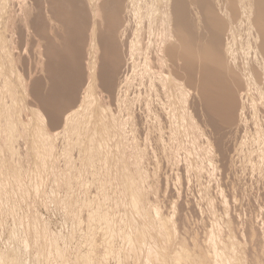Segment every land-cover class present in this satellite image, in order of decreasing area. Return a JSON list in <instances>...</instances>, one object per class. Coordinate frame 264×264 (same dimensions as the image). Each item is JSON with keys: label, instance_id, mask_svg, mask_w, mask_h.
Segmentation results:
<instances>
[{"label": "rangeland", "instance_id": "374dc122", "mask_svg": "<svg viewBox=\"0 0 264 264\" xmlns=\"http://www.w3.org/2000/svg\"><path fill=\"white\" fill-rule=\"evenodd\" d=\"M4 1L5 0H3L2 3L0 2L1 7ZM10 1L13 3L14 1H17L16 3H18V0H6L4 3L9 2L8 4H11L9 5L10 8L7 4H4V7L7 6L6 9L12 8L13 3H11ZM42 1L43 0H40V11L44 9V2L42 3ZM90 1L91 0H82V2L86 7H88V9H90L89 7L91 6ZM108 1L115 2L116 0ZM155 1L156 2H153L155 5L152 3L153 9H157L156 11H158V8H162L161 10H163L158 11L156 14V21L154 22L159 24L160 21H162V18L164 16L166 17V13L168 11L166 10L167 7H165V5H168L169 2L168 0H166L168 3L164 0ZM220 1L221 3L223 2V0H218V2ZM252 1L253 2H251V5H254L252 7L255 8L256 3L254 1L257 2V0ZM259 1L260 0H258V2ZM163 2H165V4ZM16 3H14L13 8H15L17 5H20L21 2L18 4ZM101 3L102 0H96V4L99 5ZM221 3H218L220 5L217 9L220 10V7L222 8L224 6L226 10L230 11L229 15V11L225 10L229 16H220V19L222 20L221 25L223 27V30H225V27L226 30L230 31V28L233 27V31L235 27H238L235 30L236 32H239H232V35L233 37L235 34L236 36H238L241 31L242 32L240 34L242 35L243 29L245 31V29L247 28V25L245 24V18L247 17V14L243 12L242 18L240 17L242 16V14H239L241 13L240 10L242 6H239L236 2H234L236 4L235 5L233 3V0H224V3L222 4L223 6H221ZM25 4H27V6L29 5L28 8L27 6L25 7ZM25 4H22V7H25L27 9L22 8L23 12L20 7L21 5L18 6L19 8L17 7L18 9H20V12L18 11V13H20L19 15H16L17 13H14L17 12V8L15 11L14 9H12L13 12L10 10L11 18L14 19L13 21L9 19V10L6 11L5 16V11L3 10L6 9H0L1 13H4L2 14L3 18H0V27L2 28V22L5 23V25L6 22L7 24L9 22L8 25L10 27L8 25L7 26L11 31L9 33L8 29V31H4L6 33L5 36L8 37L6 38L5 36L3 37V30H0V33L2 32V38H5L7 40L12 38L11 36H13L10 41L4 40L6 43L10 42L9 45H7L8 43L5 44L4 42V45L8 46L9 48L12 42L13 46L11 45V48L9 49H14V51H11V54L8 51L9 54L13 56L11 57L14 60V64L12 63L11 65H13V67H11L14 70H12L10 67L7 71V67L8 65H10V63L8 61H5L9 64L4 65L5 62L1 59L3 61V63H1L2 61L0 60V67L2 69H5L4 71L0 69V72H6L4 73L6 74L5 76L4 74H0V76L2 75L5 78V81H2L3 83L0 82L2 83L0 84V264H85L83 259L89 252L90 253L88 254V256L90 261L86 264H144L146 261L148 262V264H160L159 259L157 258H159V253L161 251L165 254L164 263L161 264H175L173 259L175 258V255L180 251H178V249L182 248L181 245L183 244V246L185 247L183 248L188 252L190 259L180 264H213L215 263V260V264H264V182L260 180L264 176V168L260 169V165L261 167H264V163L260 160V158H257V160L260 161H255V158L258 157V154H260V152L261 154L259 156H261V159L264 158L263 151H261L264 148V146L262 145L264 143L262 142L264 140V123L262 124V122H258L256 123V125L254 124L258 120H262L264 118V106L262 105V103L264 102V98H262L264 96V93H262L263 96H261L262 94H260V92H264V82H262V80H264V77L263 79H260L264 75V64L260 65L262 64L260 63L262 61L255 59V57L253 56L254 52H252L254 46L257 49H261L264 51V42L259 41H264V21H260V24H256L253 21L256 17L255 13L251 12L248 15V26L250 28V33H248V35L250 36L248 37L251 41L254 42H252L254 45L250 43V40L248 41L249 43L247 42L249 46L244 42L248 40V37H246L247 31L245 32L246 34L243 33V35H245L244 38H242L241 36L244 45L241 44V41L238 38L240 37V34L237 38L234 37L236 38V40L239 39V41L237 42L239 46H236L238 44L234 42L236 44V47L233 46V48H240L237 49L239 50V52L237 50L235 51V56L240 53L239 58L241 57L240 59H242L245 55V52L247 50H251V52H249V55H247L248 51L246 52V60L244 59L245 57L243 58L245 61L249 62L246 63L247 67L245 66L244 60L243 65L242 63H240L242 61L239 60L238 56L236 57V60L238 59L240 63L239 64L236 61L238 63V70H241V72L246 75L247 72H243L246 71L243 69L245 67L249 68V70L252 68L251 70L255 71L250 72L251 70H247L248 74L249 72L254 74L253 77H251L252 74L251 76L249 74L251 79L246 78L248 77V75H245L246 77H243L242 73H239L241 74L239 80L237 81L239 87H236L237 92H234L235 99L233 122L241 119V117L239 118L238 116L242 115V112L239 113L242 105L243 108L245 106V109L242 110V117L245 121H247L250 116L256 117L257 115L255 114H258L259 112L262 113L258 114V119L250 117L251 119H248L249 121L252 119H256V121L253 120L252 123L251 121H244V123L249 126L247 127L248 130L246 129V126L242 124V121V123H239L240 121H238V123L242 125L238 124L233 128L227 120L223 119L220 116L219 112H214V108L217 104L214 107L207 104V99H211V97L215 95V92L212 88L206 90L205 93L202 92L204 85L201 78H199L201 74L197 73L194 70L190 76H187L186 64L182 63L181 61H168L166 55L163 56L162 54L160 55V53L157 54V51L153 48L155 44L152 45V43H155V39L157 37L154 36L157 34V30L154 27L156 25L157 27H160L161 25L163 26V23L158 25L153 22V24L155 25L152 26L153 31L150 30L151 26L147 28V22L144 19L145 5L143 3V0L137 1V27L129 30L127 26H123L120 27L121 29L119 31L112 28H110V31L106 28H102V30L99 29L98 31L100 43L104 39H108L112 33H115L113 39L114 42L117 43L115 50L118 53L119 59L112 61L110 57L106 58L108 56V53L110 52L109 49H106L105 71L108 77L109 90L115 93H118L120 91L118 95L120 96V94H122L121 97H119L121 98L120 101L122 104L118 102V96L115 93H112L110 97L107 98L108 101L104 98L106 102H109H105L104 104L109 108L107 109L109 112L107 113V115H105L101 111V108L97 106L96 100H88L86 102V105L84 104L85 106L80 108L78 107V109L76 108V110L75 107L78 104L77 102L79 98V96H77V92V97L75 98L76 102H74V105L71 106L74 108L71 109L70 107V110L66 112L68 115H66V113L62 114V117H64H59L58 120L52 123L49 128L46 119H39L32 114L31 110L32 108H35V101L30 96H28L31 82L33 80L32 71L35 69L34 67L36 64L34 62L37 61L35 60L37 57L34 54L36 51L34 53L32 52L35 50L33 36L29 34L32 38L27 37V33L31 32V34L33 35L32 32L35 30V26L32 25L33 21H35L34 19L36 18L34 16L35 14L32 16L33 13H26V10L32 7V0H28V2L26 0ZM246 4L247 2L243 1L242 5L246 7ZM159 5L164 6L160 7ZM154 6L156 9L154 8ZM216 6L217 5L213 7ZM163 7L166 8L165 11ZM237 7L238 9L240 8V10H236ZM217 9L215 8L214 12H218L216 14L219 15V11ZM24 11L28 20H26L25 18ZM233 12H235L234 15ZM12 13L14 14V16L12 15ZM7 15L8 19L6 18ZM17 16H21L22 19L24 18V21ZM40 16L41 17L39 20L42 23L44 21L43 27L45 28V30L48 29L49 23L47 24L45 15L41 14ZM235 16L238 18L235 19ZM89 17H91L90 14ZM230 18L231 20L234 19L232 21L233 23L231 22ZM4 19L6 20V22L4 21ZM16 19L18 24L16 22ZM227 19L230 21H228ZM20 21L22 23H19ZM12 22L14 23L12 24ZM241 22H244V25ZM80 23L81 16L77 12L74 23L70 22L69 26L72 29L77 30ZM46 24L47 26H44ZM236 24H238V26H236ZM12 25L16 28H12ZM51 26L54 27L53 24ZM244 26L246 28H244ZM19 27H24V29H19ZM130 27L133 28V24ZM25 28L29 29L25 30ZM16 29L19 31H17ZM54 29L56 31V27ZM26 31L27 33H25ZM126 31H128L130 34L132 33V39H134V41H137V59L135 63L138 64H136V66L138 65L139 68V61H141L142 63V61L145 60L147 73L150 74L149 71H153L155 73V75H153L155 78L152 79V82L157 90H152L154 94L149 92V87H145V85L147 86L148 80L144 77L147 80L146 82V80L144 81V79L142 78L143 76H140V68L138 69L135 66V68L139 70L138 72H136L137 70H135V68L132 69V67H130L131 64L128 63L126 65V62L122 61V57L124 56L126 50ZM151 31L154 33H152ZM18 33L19 35L16 36ZM44 34H46V36L48 35L47 30ZM226 35L229 37L230 33H226ZM227 36L226 38H228ZM23 37L24 39L27 38L30 41L27 40L26 42ZM234 38L233 40H235ZM24 41L26 42V45H24ZM220 41L223 42V38H220ZM28 43L29 45H27ZM142 43L148 46H146V48L148 49H146L147 51L145 50L146 52H144V49L140 47ZM240 44L242 46H240ZM85 45H87V43H85ZM100 46L101 44H97L93 50L94 60L97 64H100L101 58L104 55ZM245 46L251 47L245 50ZM22 47L26 49V56L24 55L25 52ZM5 49H7V47ZM243 49L245 52L243 51ZM85 50L87 49L84 46L82 48V54H79V57L82 55L81 58L84 66L87 65V57L84 56L86 55V53L84 52ZM20 51H22L23 53H19ZM32 53L33 55H31ZM250 55L251 57H253L252 59L249 58ZM27 56L29 57V62ZM15 58L16 60L17 58H19L18 62L15 60ZM247 58H249L250 61L247 60ZM155 59H157V61H155ZM256 60L259 61V65L260 67H262L259 68L262 70L263 74L262 72L260 73V71H258L259 68L256 67L258 66V62ZM254 62H256L257 65L254 64ZM196 63L198 64V69L202 70V61L199 59ZM250 63L252 64V67H250ZM18 65H20L21 68ZM231 65L232 64H228V67H230ZM4 66H6V68ZM125 66L128 69H126V71H129V74L130 71L131 73L133 70L135 71V73L133 71L131 76L128 73V75L125 74L127 75V78L131 79L132 77L133 79L134 75L136 76V73H138L142 78L141 80H143L144 83L146 82L144 85H142L143 81L139 82V79H137L139 77L138 75L136 78L134 77V80L136 79V81H138H134L135 84L131 79L136 88H138V85H140L141 87H145L140 89V91L142 92L137 90L140 94L137 93V91L135 90L136 88L131 82L127 84L128 86L126 84L121 85L123 87L120 86L121 90L125 92L121 91L120 89L117 90L116 79H121L120 71ZM241 66H243V68L239 69V67ZM129 67L131 68V70H129ZM84 69V74L85 76H87L86 67ZM170 69H174L176 71L175 74H172V71L170 72ZM10 70L14 72L15 70L18 71V73L24 79L22 80L23 86L28 85L27 92L23 93L24 91H21L22 89H20L21 85L16 84L15 77L17 75V72H15V75L14 72L12 74ZM27 71L31 75H28ZM10 73L12 75V78H10V76L8 78V75H10ZM4 78L2 77V79ZM2 79H0V81ZM130 79L128 80L130 81ZM245 79H247V81ZM248 79L252 81V84L248 81ZM255 79L257 80L255 81ZM260 80L263 85H260ZM83 81L86 82L87 80L83 79ZM255 83L258 84V86ZM3 84H6L7 87ZM130 84H132L133 86L131 85V87ZM254 84L256 87L251 86V91L250 85ZM259 86H262V88H260ZM133 87L135 89H133ZM257 87L262 89L259 90L258 93L260 99L259 97L257 99H254L258 96ZM254 88L256 91L254 90ZM12 90L14 93L12 92ZM132 90H135L133 92L135 94L132 93ZM238 90H240L239 95ZM145 92L147 93V95L149 93V97ZM156 92L158 94L160 92L161 95L158 96ZM141 93L145 95V99L143 100L146 102L149 101V103L147 102L142 104L144 101L140 99V102L138 101L140 104L137 102L138 105L141 106L142 104L143 106L147 104V106L145 105L146 108L144 106L142 108L141 106L143 110H140L141 108L139 106L140 109L137 110L138 105L135 101L139 100L138 98H140L141 96L138 95H141ZM253 94L256 95V97L253 96ZM135 95L136 97L138 96L137 100H135ZM133 96L135 99L133 98ZM164 97L168 98L170 104L168 102H165L167 101V99L165 100ZM129 98L133 99L131 100L132 102H130ZM251 98H253L254 101L257 100L256 103L253 101L251 103ZM111 99L114 101H112ZM115 99L117 102L115 101ZM155 99H157L159 102ZM243 99H246L245 102ZM258 99L259 101L261 100V102H259ZM30 100H32L34 104ZM114 102H116V105L114 104ZM164 102L165 105H162L164 104ZM17 103L18 105H15ZM117 103H120V107L122 109L119 107V105H117ZM129 103H134L135 107L133 106V108V104L129 105ZM150 103H152L151 106L154 105V110L152 109V107H149ZM156 104H160L159 106L161 107L157 106ZM17 106H22V109L17 108ZM117 106V110H119L122 114L120 112V114H118V111L115 108ZM155 106L157 107V110L155 109ZM164 106H167V108H165ZM257 106H259L258 113L257 111H254L256 110V108H258ZM147 107L152 112H150L149 110L148 112ZM160 108L162 111L166 110V113H161L160 111L158 113L157 111ZM168 108L172 110L169 111ZM226 108L227 106L223 105L218 106L216 110L222 111L223 109H225L226 111ZM71 110H73L74 112L72 111L71 113ZM237 110L239 114L236 112ZM142 111H145L146 114L148 112V114L142 117ZM202 111H204L206 117L202 116ZM134 112H139L141 114L138 115L136 113L135 115ZM153 112H157V115L154 113V117L155 115L157 117H155L156 119H158L161 114L165 115L166 118L167 116L170 119L172 117L173 123L171 124V120L168 118L167 119L170 121H166L165 118L163 119V115L162 117H160V119L162 118L163 121H160V119H155L156 121L153 120L154 117L152 116L153 114H151ZM168 112H170V115ZM249 112L250 114H248ZM252 112H254L255 114L253 115ZM149 115H151L153 119H147L146 116L151 118ZM260 115L262 116V118ZM138 118H140V121L138 120ZM143 118L144 120L146 119L147 122L144 121ZM150 120H152L154 124H156L157 121H160L159 125H152H154L155 127L161 126L160 128L162 130V133H160L161 130L158 127L157 130V128H154L152 126L154 132L152 128L150 129L153 134L156 131L158 132L154 135L155 137L152 136L153 134L148 131V129L145 128L147 131L144 129V127H147L148 125L151 126V122L148 123ZM115 122L117 123L114 124ZM135 122L137 124L140 122V124H138V129L137 126L134 127L133 125V123ZM164 122L165 124L168 123V126L165 124L163 125ZM146 123H148V125ZM160 123L163 125V127L162 125H160ZM141 124L144 127L140 126ZM251 124H253L254 127L252 126L251 128ZM259 124L260 129H263L260 132H258L259 128L257 130L255 128L258 127ZM243 125L245 128L242 127ZM197 126H199L200 133L202 135L197 132L199 130L197 129ZM131 127L133 128V130L134 128L137 130L144 129L147 133L150 132V139L147 138L148 135L146 137V139H148L149 141L144 138L146 133L145 131H142V133L140 130L137 131L138 133H135L136 131L134 130L133 133ZM237 127L238 130L236 129ZM231 128L233 129L231 130ZM241 128L243 129V132ZM203 129L206 130L203 131ZM244 129L246 130L245 132H247V134L244 133ZM249 130L253 132L251 133V135L255 134L256 132L259 135L262 132L260 135H263V137H260L257 134H255L256 136H251ZM235 132L237 133V135L239 134L238 136H240L241 139L249 134L250 136L248 135L249 137L247 136V138L245 139L248 140V138H251V140H253H248L249 144L251 142L250 146L246 142L247 140H244L247 143L245 144L242 139L245 144L244 145L241 139L238 138L236 134H234ZM242 133H244V136L241 137ZM157 134L160 135H158L159 137H161H158L160 140L156 138ZM233 134L234 137H232ZM227 135L230 136L228 137ZM153 137L156 138L158 142ZM252 137H255L256 140L254 141ZM257 137H260L263 140H261L260 138L258 140ZM138 138L140 140H138ZM142 138H144L143 143L141 141ZM225 138L226 142L224 141ZM235 139H238L237 143H239L240 141V143L243 144L244 147L246 146L245 148H247V150L243 149L244 147L240 145V153L238 151L239 146H237V149L236 146H233L237 145ZM201 140L204 144L201 142ZM227 140L229 142H227ZM136 141L141 146H138L139 144ZM145 141L151 142V144L147 145L148 143ZM222 141H224V143ZM232 141H234L235 144L232 145ZM259 142L262 143V146H260ZM144 143L146 144V148H148V146L149 148H152L154 146L152 148L153 152L154 149L156 151L157 147V151L153 153L150 149V154V151L148 149H146L147 151L145 150V145H143ZM254 144L256 145L254 146ZM142 145L144 147L143 150L141 148ZM251 146H257V148L253 149ZM233 147L236 150L231 149ZM258 147L262 148L259 150ZM248 148H252L257 153V156L256 154L254 155L255 152H253V150L251 151ZM241 149L243 150L244 155L247 154V156L245 155L247 158L244 157ZM232 151H234V153L236 154L234 156H236L237 158L238 154H242L239 156L238 161L234 156H231L233 154ZM249 151L251 152V156L254 157L255 164L261 162V164H258L257 166H259L260 172L262 174H260L259 171L255 170V172L254 170H252L257 166L255 165V167L251 161V157L249 158ZM144 153H147V156L144 155ZM155 153H158V156ZM150 155H152V157ZM153 157L157 158L155 159ZM241 157H243V160L245 159L246 162L250 159V162L246 163L244 161V163H242ZM149 158L151 160L153 159L152 163L154 165L152 164L151 166V163L149 162L151 160ZM147 162L150 166L147 164ZM237 162H240L242 165L244 164L246 168L243 170H239L238 168L237 171V169L235 168L237 166ZM250 163L251 165L253 164L252 166L250 165L252 169L251 167H249ZM240 165L238 164L237 167H240ZM245 166L241 167L244 168ZM150 170L152 171V173ZM252 172L254 173L253 175ZM258 172L262 177L257 176ZM252 177L254 178V180H257L255 181L256 183L254 182V180H252ZM255 177L257 179H255ZM262 179L264 180V177ZM258 181L259 183H257ZM129 182L132 186L129 187L131 191L127 192L125 188L128 187V185L130 184ZM130 195L134 196V198L138 200H136L137 204L135 208L131 207L132 204L130 201ZM133 211H135V214L133 213ZM130 213L135 216L132 217ZM140 214L143 215L140 216ZM130 217H132V220ZM140 217L142 218L140 219ZM133 218L136 219V221L138 222L137 224H135L136 221H134ZM138 220H140V222ZM163 221L165 222L166 229L162 226ZM146 224L150 228L146 226ZM134 225L136 226L135 229H133ZM139 225L142 228L138 227ZM161 228L162 230L164 229V231L161 230V232ZM150 230L154 232H151L153 233L152 235L151 233H148V231L150 232ZM165 231L167 234H169L168 236H170V238L166 237V233H164ZM133 232H135L136 235L135 233L133 234ZM137 232L138 234H140L141 232V235L144 232H146L144 233L145 235L147 233L148 234L145 237V235H138ZM88 233H90L89 235H91V238L93 239L92 243H90V241L87 242V237H90ZM132 235L138 237L140 241H137L138 238L136 239ZM153 237L156 239H154ZM148 238H150L149 240H152L151 242L148 240L150 243L154 244L155 242V247L153 244H150L147 241ZM154 240L158 241V244ZM146 241L148 242L147 244ZM177 241H181L183 244H181L180 242L177 243V245L179 244L177 246L175 245ZM134 243L136 244V246ZM138 244L141 245L140 249L143 246L146 247V251L144 247L139 250L141 252L142 250H144L142 253L147 254L143 255L144 257L147 256L149 258L148 254L151 255L149 261L145 258V260H143V257L140 256L142 255L141 252L139 255V251H137L138 249L136 250V248H139L137 247ZM148 244H150L149 247H147ZM150 246L151 248H156V251L154 252V248L151 249ZM164 246L167 248H165ZM174 247L175 249L173 250ZM132 249L134 251H131ZM150 249L153 254H151ZM148 250L149 253L147 252ZM202 254H207V257L209 255L212 256L214 259L209 256L210 260L212 258V260L214 261L211 260L212 262H209L208 260V263L205 262V260L201 257ZM154 255L157 256V258ZM235 255L237 257H235ZM232 256L234 260H232ZM131 258H133V260ZM236 258H238L239 261L236 260ZM156 259L159 263L156 261ZM140 260H142V262L144 263H140Z\"/></svg>", "mask_w": 264, "mask_h": 264}, {"label": "bare ground", "instance_id": "6f19581e", "mask_svg": "<svg viewBox=\"0 0 264 264\" xmlns=\"http://www.w3.org/2000/svg\"><path fill=\"white\" fill-rule=\"evenodd\" d=\"M3 1V0H2ZM2 1L0 0V2L2 3ZM6 1V0H5ZM4 1V2H5ZM9 1V0H8ZM12 1H14V0H12ZM29 1H31V0H29ZM137 1H139V0H116L115 2H109L108 0L107 1H105V0H102V3L101 4H96V0H91L90 1V9H88V7H86L85 6V4L82 2V0H43L42 1V3L44 2V9L42 10V11H40V0H32V7L30 8V9H28V10H26L27 12V14L28 13H33L32 14V16L34 15L35 16V18L36 19H34L35 21H33V25L32 26H35V30L32 32L33 33V35L31 34V32L30 31H28V32H30V33H27V31L25 32V33H27L28 34V36L27 37H30V38H32L31 36H33V39H34V42L33 43H35V45H34V47H35V50L34 51H32L35 55H36V59L35 60H37L36 62H34V63H36L35 64V69L32 71V76H33V80H32V82H31V86H30V91H29V94H28V96H30L34 101H35V108H32V114L33 115H35L37 118H39V119H41V118H43V119H46L47 120V122H48V127L50 128V126L52 125V123H54V122H56L57 120H58V118L59 117H62V114H65L66 112H68V110H70L69 108L71 107V106H73L74 104V102H76L75 101V98L77 97V96H79V98H78V104L76 105V107H75V109L77 108L78 109V107L80 108V107H83V106H85L86 105V102L88 101V100H91V101H94V100H96L97 101V106H99L100 108H101V111L105 114V115H107V113H109L108 112V110L107 109H109L107 106H105L104 104H105V102H106V100L105 99H107L108 97H110V95L112 94V93H115V92H113V91H111V90H109V88H108V77H107V74H106V71H105V63H106V58H108V57H110V59L112 60V61H115V60H118L119 59V57H118V53H117V51L115 50V47H116V45H117V43L116 42H114V39H113V36H114V34L115 33H112L111 35H110V37L108 38V39H104L101 43H100V41H99V37H98V31H99V29L100 30H102V28H106V29H108L109 31H110V28H112V29H114V30H120L121 28L120 27H123V26H127L128 27V29L129 30H132V29H134V27H137V22H138V18H137V22H136V17H137V13H138V8H137ZM140 1H142V0H140ZM165 2H167L166 0H164ZM243 1L244 2H247V6L245 7V6H243V5H245V4H243L242 5V3H243ZM261 1V0H260ZM258 2V0H257V2L256 1H254L255 3H252V4H255L256 6H255V8L254 7H252V6H254V5H251V2H253L252 0H247V1H245V0H233V3L234 2H236L237 3V5H241L242 7H241V10H240V8L238 9V7L236 8V10L238 9V10H240L241 11V13H239L240 15L242 14V16H240L241 18L243 17V12H245L246 14H247V17L245 18V21H246V27L244 26V28H246L245 29V31H244V29H243V33L244 34H246L245 32L247 31V36L246 37H248V36H250V35H248V33H250V28H249V22H248V15L251 13V12H254L255 13V15H256V17H255V19L253 20L256 24H260V21H264V0H262L261 2ZM3 2V4H2V7L0 6V9L1 10H3L4 8L6 9L7 8V6L6 7H4L3 5L4 4H7L8 6L9 5H11V4H8V3H4ZM11 2V1H10ZM17 2V1H16ZM15 1H14V3H16ZM22 3V4H25V2H26V0H18V3ZM27 2H28V0H27ZM153 2H156L155 0L154 1H152V0H143V3H144V5H145V14H144V19L146 20V22H147V28H149L150 26H151V28H150V30H152V26L154 25L153 24V22L154 21H156L155 19H156V14H157V12L158 11H163V10H161L160 8H158V11H156L157 9L155 8V6H154V8L156 9V10H154L153 9ZM165 2H163L164 4H165ZM169 2V3H168ZM168 5H165V7H167V9L165 8V7H163L164 8V11H165V9L168 11L167 13H166V17L164 18V21H163V18H162V21H160V23L158 24V23H156V22H154L155 24H158V25H160V24H162L163 23V26L161 25L160 27L158 26L157 27V25L154 27L156 30H157V34L156 35H154L155 37H156V41H155V43H152V45L153 44H155L154 46H153V48H154V50H156L157 51V54L158 53H160V55L162 54L163 56L164 55H166L167 56V58H168V61H172V62H177V61H181L182 63H184V64H186V75L187 76H190L191 75V73L195 70L197 73H199V74H201L200 76H199V78H201V80L203 81V85H204V87H203V89H202V92L203 93H205L206 92V90H209L210 88H212L213 90H214V92H215V95H213L212 97H211V99H207V104L208 105H211L212 107H214L216 104V107L214 108V112H219L220 113V116L223 118V119H225V120H227L228 122H229V124H231V126L234 128L235 127V125H238L239 123H242V124H244L245 126H246V129L248 130V128L247 127H249L248 125H246L245 123H244V118L242 117L243 116V111L242 110H244L245 109V106H244V108L241 106V108H240V110H239V113H241L242 112V115L240 116H238L239 118L241 117V119H238V121H240L239 123H238V121H234L233 122V115H234V92H237L236 90V87H239L238 86V80H239V77L241 76V74H239L240 72H241V70L239 71L238 70V63H239V61H238V59L236 60V57L238 56V58H239V54L237 55V56H235V51L237 50V49H240L239 47L236 49V48H233V46H235L236 44L235 43H237L238 41H239V39H240V41H241V44L242 45H244V43H243V41H242V38H244V36L245 35H243V33H242V35L240 34L242 31H241V29H240V37H238L239 36V34H238V36H236V34L234 35V37H238L239 39L238 40H236V38H234L233 37V35H232V32H236V28H238V27H235L234 29H233V31H232V28H230V31H228V30H226V28L224 27V29L225 30H223V27H222V25H221V19H220V16H222V17H225L226 15H228L227 14V12L226 11H229V10H226V8H224V6L222 5L223 3H224V0H223V2L221 3V1L220 2H218V0L216 1V0H171V1H169L168 0ZM11 3H13V2H11ZM14 3H13V5H14ZM18 3H16V4H18ZM20 3V5H17L15 8H13V5H12V8L11 9H6V10H3V11H5V14L4 13H1V10H0V18H3V16H2V14H4L5 16H6V11L7 10H9V15L11 14V12H10V10L12 11V9H14V11L16 10V8L18 7V6H20L21 7V9L22 8H25L26 6H27V4H25V7H22V4ZM89 3V2H88ZM142 3V2H141ZM153 3V4H152ZM166 3V4H167ZM218 3H221V6H223L222 8L220 7V10L219 9H217L218 8V6L220 5V4H218ZM232 3V4H233ZM29 4V3H28ZM31 4V3H30ZM235 4V3H234ZM1 5V4H0ZM155 5V4H154ZM215 5H217L216 7H213V6H215ZM236 5V4H235ZM24 6V5H23ZM29 6V5H28ZM28 6H27V8H28ZM31 6V5H30ZM46 6V7H45ZM160 7H162V6H164V5H159ZM59 7V8H58ZM259 7H260V9H259ZM9 8H10V6H9ZM19 8V7H18ZM17 8V9H18ZM27 8H25V9H27ZM215 8L219 11V15L218 14H216V13H218V12H214V10H215ZM24 9V10H25ZM20 9H18L17 10V12H14V13H17L16 15H19L20 13H18V11H19ZM30 10V11H29ZM226 10V11H225ZM243 10V11H242ZM232 11H234V10H232ZM261 11V12H260ZM13 12V11H12ZM20 12V11H19ZM22 12H23V9H22ZM79 13V15L81 16V23L79 24V26H78V29L77 30H74V29H72L69 25H70V22L71 23H74V21H75V18H76V13ZM238 12V11H237ZM21 14H23V13H21ZM41 14H43V15H45V19H46V21H47V24L49 23V28L48 29H46L47 30V33H48V35L46 36V34H44L45 33V28L43 27V23H44V21H43V23L39 20L40 19V15ZM89 14H90V16L91 17H89ZM235 14V12H233V15ZM12 15L14 16V14L12 13ZM24 15H25V18H26V20H28V18H27V16H26V14H25V11H24ZM30 15V14H29ZM28 15V16H29ZM229 15H230V11H229ZM228 15V16H229ZM12 16V17H13ZM168 16V17H167ZM237 16V15H236ZM235 16V19L236 18H238L239 17V15H238V17H236ZM18 18H20V19H22L21 18V16H17ZM23 17V16H22ZM158 17V16H157ZM227 17V16H226ZM231 17V16H230ZM5 18V17H4ZM7 19H8V15H7V17H6ZM14 18V17H13ZM16 18V17H15ZM9 19L10 20H14V19H12L11 18V15H10V17H9ZM20 19H18V20H20ZM32 19V18H31ZM228 19H229V17H228ZM227 19V20H228ZM233 19V18H232ZM244 19V18H243ZM23 21H24V18L22 19ZM29 20H30V17H29ZM230 20H231V18H230ZM230 20H228V21H230ZM234 20V19H233ZM233 20H231V22L233 21ZM4 21L6 22V20L4 19ZM8 21V20H7ZM228 21H227V23H228ZM236 21V20H235ZM244 21V22H245ZM2 22V21H1ZM11 22V21H10ZM16 22H17V19H16ZM244 22H241V23H243V25H244ZM14 22H12V24H13ZM19 23H22L21 21L19 22ZM25 23H27V22H25ZM31 23V22H30ZM35 23V24H34ZM233 23V22H232ZM240 23V24H241ZM3 24H4V26H3ZM8 24H9V22H8ZM7 24V22H6V25H5V23H3L2 22V28L0 29L1 31L3 30V32L5 31H8V33L9 32H11L10 31V28H8V25ZM17 24H18V22H17ZM16 24V25H17ZM23 24H24V22H23ZM22 24V25H23ZM29 24V23H28ZM47 24L46 25H44V26H47ZM54 25V27L53 26H51V25ZM133 24V28L132 27H130L131 25ZM8 25V26H7ZM10 25H11V23H10ZM19 25H21V24H19ZM25 25V24H24ZM23 25V26H24ZM108 25V26H107ZM234 25V24H233ZM243 25H242V27H243ZM1 26V25H0ZM29 26H31V25H29ZM100 26V27H99ZM107 26V27H106ZM235 26V25H234ZM236 26H238V24H236ZM239 26H241V25H239ZM10 27V26H9ZM25 27H26V25H25ZM28 27V26H27ZM56 27V31H55V28ZM221 27H222V31H221ZM12 28H16V27H13V25H12ZM20 28H23L24 29V27H19V29ZM158 28H160V29H158ZM8 29V30H7ZM26 29H29V28H25V30ZM33 29V28H32ZM17 30V29H16ZM24 30V31H25ZM45 30V31H44ZM235 30V31H234ZM238 30V29H237ZM17 31H19V30H17ZM21 31V30H20ZM153 31V30H152ZM151 31V32H152ZM155 31V30H154ZM3 33L4 35H3V37L5 36V34L6 33ZM156 32V31H155ZM222 32V33H221ZM237 32H239V31H237ZM236 32V33H237ZM2 33V32H1ZM0 33V60L2 59L4 62L6 61H8L9 63H10V65H8L9 63H4V65L5 64H7L8 65V67H7V71H8V69L12 66L13 67V65H11L12 63L14 64V60L12 59V55H10L12 52V50L14 51V49H9V48H11V45H12V42H11V45L9 46V48H8V46H6V45H4V40H6L5 38L3 39L2 38V34ZM8 33H7V35H8ZM13 33V32H12ZM149 33H150V31H149ZM152 33H154V32H152ZM183 33H184V37H183ZM226 33H230V35H229V37L226 35ZM22 34V33H21ZM26 34V35H27ZM31 36H30V35ZM221 34H223V35H221ZM12 35H14V34H12ZM19 35V33L16 35V36H18ZM25 35V36H26ZM223 36V37H221V36ZM24 36V37H25ZM153 36V37H154ZM226 36L228 37V38H226ZM241 36H242V38H241ZM6 37V36H5ZM12 38H13V36H11ZM24 37H23V39H24ZM154 37V38H155ZM6 38H8V37H6ZM10 38V37H9ZM12 38H10V39H7L8 41H10ZM154 38H153V40H154ZM220 38L222 39L223 38V42L222 41H220ZM233 38L235 39V40H233ZM230 39V40H229ZM252 39V38H251ZM6 40V41H7ZM16 40V39H15ZM24 40H26V42H27V40L28 41H30L29 39H27V38H25ZM32 40V39H31ZM245 40H246V38H245ZM250 40V38L248 37V40H246V41H244L245 43H246V45H248L249 46V41ZM253 40V39H252ZM255 40V39H254ZM22 41V40H21ZM87 41V42H86ZM259 41H262V42H264L263 40H259ZM18 42V41H17ZM25 42V41H24ZM26 42H25V44L24 45H26ZM137 41H134V39H132V33L130 34L128 31H126V33H125V43H126V50H125V53H124V56L122 57V61H125L126 62V65L129 63V64H131V66L130 67H132V69L133 68H135V66H136V64H138V63H135L136 62V49H137V47H138V45H137V43H136ZM154 42V41H153ZM221 42H222V44H221ZM235 42V43H234ZM248 42V43H247ZM253 41H251L250 40V43H252ZM257 42H258V40H257ZM8 43V44H7ZM5 42V44H7V45H9V43L10 42ZM85 43H87V45H85ZM233 43H234V45H233ZM240 43V42H239ZM254 43V42H253ZM252 43V44H253ZM14 44H15V42H14ZM17 44V43H16ZM20 44V43H19ZM83 44V45H82ZM97 44H101V50H102V52L104 53V55L102 56V58H101V61H100V64H97L96 62H95V60H94V56H93V50H94V48H95V46L97 45ZM238 44V43H237ZM240 44V46H242ZM27 45H29V43L27 44ZM145 45V46H144ZM251 45V44H250ZM254 45V44H253ZM252 45V46H253ZM13 46V45H12ZM23 46V45H22ZM33 46V45H32ZM86 47V49L87 50H85L84 52L86 53V55H84V56H86L87 57V65L86 66H84L83 64L84 63H82V58H81V56L79 57V54H82V48L83 47ZM146 44H144V43H142L141 44V46L140 47H142L143 49H144V52H146L148 49L146 48ZM236 46H239V44L238 45H236ZM235 46V47H236ZM7 47V49H9V50H7V49H5ZM19 47V46H18ZM24 47V46H23ZM22 47V48H23ZM30 47V46H29ZM148 47V46H147ZM244 47V46H243ZM246 47V46H245ZM251 47V46H250ZM250 47H246V49L245 50H247V48L249 49ZM20 48V47H19ZM25 48H26V46H25ZM150 48V47H149ZM32 49V48H31ZM85 49V48H84ZM106 49H109L110 50V52L108 53V56L105 58V53H106ZM147 49V50H146ZM253 49V48H252ZM23 50H24V52H25V50L26 49H24L23 48ZM29 50V49H28ZM27 50V51H28ZM146 50V51H145ZM10 52V54H9V52ZM156 51H155V54H156ZM238 52H239V50H237ZM241 51H242V47H241ZM240 51V52H241ZM243 51H244V49H243ZM248 51V52H247ZM246 52L248 53L247 55H249V52H251V50H247ZM17 52V51H16ZM15 52V53H16ZM22 51H20L19 53H21ZM30 52V51H29ZM245 52V51H244ZM243 52V53H244ZM246 52H245V55H246ZM252 52H254V57H255V59H257V60H260V61H262V62H260V63H262V64H260V65H263L264 64V51L263 50H259V49H257L255 46H254V49L252 50ZM23 53V52H22ZM21 53V54H22ZM33 53L31 54V55H33ZM84 53V54H85ZM243 53H242V55H243ZM29 54V53H28ZM17 55H19V54H17ZM24 55L26 56V52L24 53ZM34 55V56H35ZM245 55H244V57H245ZM12 56V57H11ZM21 56H23V55H21ZM29 56V55H28ZM27 56V58H28V62H29V57ZM162 56V57H163ZM33 57V56H32ZM243 57V58H244ZM249 57V56H248ZM24 58V57H23ZM241 58V57H240ZM239 58V60H241L242 62H240V63H244L245 62V66H246V63H249V62H247V61H245L246 60V57L243 59H240ZM250 59H252L253 57H251V55H250V57H249ZM249 58H247V60H249ZM18 59L19 58H17V60H16V58H15V60L18 62ZM33 59V58H32ZM32 59H31V61H32ZM201 60L202 61V70H199L198 69V64L196 63L198 60ZM254 59V60H255ZM1 60V61H2ZM22 60V59H21ZM243 60H244V62H243ZM254 60H251V61H254ZM256 60V61H257ZM0 61V62H1ZM3 61L1 62V63H3ZM15 61V62H16ZM155 61H157V59H155ZM238 63H237V62ZM250 61V60H249ZM20 62V61H19ZM131 62V63H130ZM138 62V61H137ZM258 62V66H256L257 64H256V62H254V64H256V65H254V66H256V67H260V65H259V61H257ZM23 63V62H22ZM139 63H140V65H139V68H140V76L144 79V81L147 79L148 80V82H147V80H146V82H147V86L145 85V87H149L150 88V93H153L154 94V92L152 91V90H154L155 89V91L157 90L155 87H154V85H153V82H152V79L153 78H155L153 75H155V73L153 72V71H149L150 72V74H148L147 73V70H146V61L145 60H143L142 61V63H141V61H139ZM236 63H237V65H236ZM239 63V64H240ZM15 64H17V63H15ZM20 64V63H19ZM228 64H232L230 67H228ZM241 64V65H242ZM24 65V64H23ZM23 65H21V66H23ZM28 65H29V63H28ZM27 65V66H28ZM32 65H34V64H32ZM244 65V64H243ZM248 65V64H247ZM250 67H252V64L250 63ZM1 66H2V64H1ZM19 67H20V65H18ZM17 66V67H18ZM244 66V67H245ZM264 66V65H263ZM5 68H6V66H4ZM12 67H11V69H12ZM86 67V70H87V76H85V68ZM129 67V68H130ZM137 68H138V65L136 66ZM247 67V66H246ZM243 68V66H241V67H239V69L241 68H243L244 70H246V71H243V72H247V75H248V77H246L247 75L246 74H244V73H242V75H243V77H246V78H249V79H251V77H253L254 76V74H252V73H250V72H254L253 70H249V68ZM256 67H254V68H256ZM21 68V67H20ZM24 68H25V66H24ZM137 68H135V70H137ZM138 68V69H139ZM257 68V69H258ZM260 68H262V67H260ZM259 68V70L258 71H260V73L262 72V70ZM264 68V67H263ZM0 69L2 70V71H4L5 69L3 68H1L0 67ZM27 69H28V67H27ZM126 66L125 67H123V69H121V71H120V77H121V79H116L117 80V85L116 84H114V85H116V87H117V90L118 89H120L121 90V87H123V86H121V85H127L129 82H131L132 84H133V82L135 81V82H138V81H136V79L134 80V77L136 78L137 77V75L139 76V74L138 73H136L137 75L135 76L134 75V77H133V79H132V77H131V79H132V81H131V79L130 78H127V75L129 74V71L127 72L126 71ZM12 70H14V69H12ZM12 70H10L11 71V73L13 74V72L14 71H12ZM17 70V69H16ZM15 70V72H17V75H16V73L14 72V74L16 75V84L18 85H21L20 86V89H22L21 91H24L23 93H25V92H27V87H28V85L26 86L25 84V86H23V81L22 80H24L22 77H21V75L18 73V71H16ZM21 70V69H20ZM128 70V69H127ZM129 70H131V68L129 69ZM247 70H249L250 72H249V74H250V76H251V74H252V76L250 77L249 76V74H248V71ZM264 70V69H263ZM9 71V72H10ZM31 71V70H30ZM134 71V70H133ZM133 71H132V73H133ZM139 70H137L136 72H138ZM172 71V74H175V70L174 69H170V72ZM8 72V73H9ZM21 72V71H20ZM23 72V71H22ZM28 72V71H27ZM126 72V73H125ZM264 72V71H263ZM263 72H262V74H263ZM4 73H6V72H4ZM4 73H2V72H0V74H4ZM11 73H10V75H8V78H9V76H10V78H12L11 76ZM128 73V74H127ZM132 73H131V71H130V76L132 75ZM134 73H135V71H134ZM28 75L30 74L29 72L27 73ZM125 74H127V75H125ZM259 74V73H258ZM6 74H4V76H5ZM15 75H13V76H15ZM26 75V74H25ZM31 75V74H30ZM246 75V76H245ZM4 76H0V79H2V77L4 78ZM85 76V77H84ZM124 76V77H123ZM139 76V77H140ZM257 76V75H256ZM262 76V75H261ZM29 77V76H28ZM137 78V79H139V82H142L143 80H141L142 78L140 77V78ZM146 79H145V78ZM263 77H264V75L262 76V78H260V79H263ZM7 78V77H6ZM30 78V77H29ZM28 78V79H29ZM88 78V79H87ZM182 78H184V77H182ZM259 78V77H258ZM257 78V79H258ZM83 79H85V80H87L86 82L85 81H83ZM128 79H130V81L128 80ZM241 79V78H240ZM248 79V81L252 84V81L251 80H249ZM257 79H255V81L257 80ZM5 81V78L4 79H2L0 82H2V81ZM141 80V81H140ZM246 81H247V79H245ZM3 81V82H4ZM8 81H9V79H8ZM7 81V82H8ZM11 81H12V79H11ZM10 81V82H11ZM144 81H143V84L142 85H144L145 83H144ZM2 82V83H3ZM83 82H85V83H83ZM135 82H134V84H135ZM248 82V83H249ZM259 82V81H258ZM262 82H264V80H262ZM2 83H0V84H2ZM12 83V82H11ZM26 83V82H25ZM27 83H28V80H27ZM26 83V84H27ZM115 83H116V81H115ZM132 84H130V86L132 85ZM133 84V85H134ZM140 84V83H139ZM149 84V85H148ZM256 84V83H255ZM255 84L254 85H250V88H251V86L253 87H256L255 86ZM4 86L6 85V84H3ZM11 85V84H10ZM132 85V86H133ZM136 85H138V84H136ZM257 86H258V84H256ZM260 85H263L262 83H261V80H260ZM13 86V85H12ZM121 86V87H120ZM128 86V85H127ZM126 86V87H127ZM131 86V87H132ZM264 86V85H263ZM6 87H7V85H6ZM16 87H19V86H16ZM116 87H115V89H116ZM118 87H120V88H118ZM134 87H135V85H134ZM133 87V89H135ZM138 88H136L135 90L137 91H140V89H142V88H145L144 86H140V85H138L137 86ZM139 87H141V88H139ZM260 87V86H259ZM2 88V87H1ZM14 88V87H13ZM128 88V87H127ZM130 88V87H129ZM258 88V87H257ZM256 88V89H257ZM260 88H262V86L260 87ZM260 88H258V91H257V94L259 93V90H262V89H260ZM7 89V88H6ZM12 89V88H11ZM15 89V88H14ZM13 89V90H14ZM18 89V88H17ZM16 89V90H17ZM29 89V88H28ZM131 89V88H130ZM129 89V90H130ZM240 89V88H239ZM10 90V89H9ZM8 90V91H9ZM13 90H12V92H13ZM134 90V91H135ZM144 90H148V89H144ZM254 90H255V88H254ZM11 91V90H10ZM19 91V90H18ZM115 91V90H114ZM121 91H123V90H121ZM131 91V90H130ZM133 90H132V93L134 92ZM137 91V93H139ZM152 91V92H151ZM251 91H252V88H251ZM256 91V90H255ZM77 92H78V95H77ZM120 92V91H119ZM118 92V93H119ZM123 92H125V91H123ZM140 92H142V91H140ZM147 92V91H146ZM145 92V93H146ZM14 93V92H13ZM118 93H115L117 96H118V98L117 99H119V101L118 102H120L121 103V98H119V97H121V95L122 94H120V96L118 95ZM130 93V92H129ZM136 93V94H137ZM157 93V92H156ZM239 93H240V90H238V95H239ZM255 93V92H254ZM262 93H264V92H260V94H262ZM16 94V93H15ZM17 94H21V93H17ZM133 94H135V93H133ZM140 94V93H139ZM158 94V93H157ZM156 94V95H157ZM22 95H25V94H22ZM21 95V96H22ZM77 95V96H76ZM114 95V94H113ZM143 95V96H142ZM146 95H147V93H146ZM150 95H152V94H150ZM156 95H155V97H156ZM159 95H161L160 94V92H159V94H158V96ZM167 95V94H166ZM165 95V96H166ZM169 95V94H168ZM18 96V95H17ZM20 96V97H21ZM117 96H115V97H117ZM138 96H141L140 98H138L139 100H137V97ZM137 97H136V95H135V97H136V99L134 98V96H133V98L135 99V100H137V101H135L136 102V104L138 105V103L140 102V99L141 100H143V99H145V95L143 94V93H141V95H138ZM148 97H149V93H148V95H147ZM253 96H255L256 97V95H254L253 94ZM261 96H263V94L261 95ZM12 97H13V95H12ZM130 97H132V96H130ZM155 97H153V98H155ZM160 97H162V96H160ZM167 97V96H166ZM243 97V96H242ZM241 97V98H242ZM259 97V94H258V96L256 97V98H254V99H257ZM105 98V99H104ZM165 98V97H164ZM253 98H251V103H252V101L253 102H255L256 103V101H254V99ZM262 98H264V96L262 97ZM261 98V99H262ZM14 99V98H13ZM28 99V98H27ZM105 101H104V100ZM159 99V98H158ZM161 99H163V98H161ZM160 99V100H161ZM167 99V101H165V102H168L169 103V100H168V98H165V100ZM247 99V98H246ZM245 99V100H246ZM259 99H260V97H259ZM259 99H258V101H259ZM112 100V99H111ZM129 100H130V102H132L131 100H133L132 98L130 99L129 98ZM150 100H151V97H150ZM155 100H157V99H155ZM244 100V99H243ZM245 100H244V102H245ZM249 100H250V98H249ZM14 101V100H13ZM31 102H33L32 100H30ZM107 101H108V99H107ZM112 101H114V100H112ZM111 101V102H112ZM115 101H116V99H115ZM139 101V102H138ZM144 101V100H143ZM142 101V102H143ZM152 101H154V100H152ZM151 101V102H152ZM158 101V100H157ZM231 101H233V102H231ZM264 101V100H263ZM104 102V103H103ZM117 102V101H116ZM116 102H114V104L116 105ZM134 102V103H135ZM138 102V103H137ZM141 102V103H142ZM148 103H149V101H147ZM146 101H144L142 104H144V103H147ZM159 102V101H158ZM161 102H163V101H161ZM161 102H160V104H161ZM165 102H164V104H162V105H165ZM238 102V101H237ZM259 102H261V100L259 101ZM106 103H109V102H106ZM120 103L118 104L117 103V105H119V107L121 106L120 105ZM134 103H129V105L131 104H133L132 105V107L134 106ZM155 103H156V101H155ZM167 103V104H168ZM20 104V103H19ZM33 104H34V102H33ZM85 104V105H84ZM122 104V103H121ZM140 104V103H139ZM142 104H141V106H142ZM151 104L152 103H150V108L152 107V109H153V107H154V105H152L151 106ZM159 104V105H160ZM170 104V103H169ZM259 104V103H258ZM261 104V103H260ZM15 105H18V103L17 104H15ZM21 105V104H20ZM19 105V106H20ZM136 105V106H137ZM146 106H147V104H145ZM145 105H143L144 107H145ZM157 105V104H156ZM159 105H157V106H159ZM172 105V104H171ZM223 105H226L227 106V108H226V111H225V109H223L222 111H217L216 109H217V107L218 106H223ZM257 105V104H256ZM262 105L264 106V102L262 103ZM19 106H17V108H20V109H22V106L21 107H19ZM139 106L140 105H138V109L137 110H139L140 108H141V106H140V108H139ZM143 106H142V108H143ZM169 106V105H168ZM260 106V105H259ZM259 106H257L258 108H256V110H254L255 112L257 111V113L259 112L258 110H259ZM15 107V106H14ZM32 107V106H31ZM30 107V108H31ZM135 107V106H134ZM133 107V108H134ZM159 107H161V106H159ZM158 107V108H159ZM165 108H167V106H164ZM171 107V106H170ZM74 107H71V109H73ZM116 108V110L118 109V106L117 107H115ZM121 108V107H120ZM140 109V110H143V109ZM146 108V107H145ZM157 107L155 106V109H156ZM162 108H163V106H162ZM261 108H262V106H261ZM76 109V110H77ZM122 109V108H121ZM151 109V110H152ZM169 109V111L170 110H172V109H170V108H168ZM237 109V108H236ZM247 109V108H246ZM263 109H264V107H263ZM134 110V109H133ZM149 109H148V107H147V111H148ZM154 110V109H153ZM157 110V109H156ZM155 110V111H156ZM72 111L73 110H71V113H72ZM118 111V114H120L121 112L119 111V110H117ZM135 111H136V109H135ZM145 111H146V109H145ZM143 112L142 111V117H144V115H147L148 114V112L150 111H148L147 112V114H146V112ZM159 111L162 113V112H165L166 110H164V111H162L161 110V108L157 111L158 113H159ZM253 111V110H252ZM261 111V110H260ZM74 112V111H73ZM120 112V113H119ZM133 112V111H132ZM139 112H141V111H139ZM139 112H134V114L136 115V113L139 115V114H141V113H139ZM150 112H152V111H150ZM156 112V113H157ZM203 112V114H202V116H204V117H206V114L204 113V111H202ZM237 113H238V110L236 111ZM245 112V111H244ZM248 112V111H247ZM247 112H246V114H247ZM70 113V112H69ZM154 113L155 112H153V113H151V114H153L152 116L154 117ZM155 113V114H156ZM166 113V112H165ZM169 113V115H170V112H168ZM238 113V114H239ZM253 113V115L255 114L254 112H252ZM260 113V112H259ZM258 113V114H259ZM122 114V113H121ZM133 114V113H132ZM150 114V113H149ZM237 114V115H238ZM248 114H250V112L248 113ZM258 114H255V115H257L258 116ZM260 114H262V113H260ZM66 115H68L67 113H66ZM65 115V116H66ZM134 115V116H135ZM157 115V114H156ZM156 115H155V117H156ZM162 115L163 114H161V116L160 117H162ZM252 115V114H251ZM264 115V114H263ZM122 116V115H121ZM134 116H132V117H134ZM150 117H151V115H149ZM164 117H163V119L165 118V120L167 121L168 119H170V118H168V116H167V114H166V116H167V118L165 117V115H163ZM246 116V115H245ZM244 116V117H245ZM250 116V115H249ZM248 116V117H249ZM257 116L255 117V116H250V117H252V118H256V119H258L257 118ZM261 116V115H260ZM64 117V116H63ZM62 117V118H63ZM67 117V116H66ZM65 117V118H66ZM147 117V119H153L152 117L151 118H149L148 116H146ZM145 117V118H146ZM154 117V119L153 120H155L156 118ZM160 117L158 118V119H160ZM171 117V116H170ZM247 117V118H248ZM248 118V119H251V118ZM259 117V116H258ZM264 117V116H263ZM237 118V117H236ZM242 118H243V120H242ZM261 118H262V116H261ZM140 118H138V120H139ZM158 119H156V120H158ZM247 119V121H245V122H250L251 121V123H252V121L254 120V121H256V119H252V120H248ZM264 119V118H263ZM263 119L262 120H258L257 122H253L255 125H256V123H258V122H262V124L264 123V121H263ZM133 120H135V119H133ZM143 120H144V118H143ZM155 120V121H156ZM162 120V118L160 119V121ZM171 124L173 123L172 121H173V119H172V117H171ZM170 120H168V121H170ZM137 121V120H136ZM140 121V120H139ZM144 121H146V119L144 120ZM159 121V122H160ZM163 121V120H162ZM165 121V122H166ZM242 121V122H241ZM132 122H134V121H132ZM138 122V121H137ZM147 122V121H146ZM151 122V123H150ZM158 122V121H157ZM157 122H156V124H154L153 123V121L152 120H150L148 123H150V125L151 126H149L148 125V123H146L148 126V128L147 127H144L142 124L140 125V126H142V127H144V129L146 128V129H148V131H150V129L152 128L153 129V127L154 128H160L159 126H154V125H159V122H158V124H157ZM165 122L163 123V125L165 124ZM117 122H115L114 124H116ZM136 123V122H135ZM135 123H133V125H134V127H136L137 126V129H138V124H140V122L137 124L136 123V125H135ZM170 123V122H169ZM58 124V123H57ZM145 124V123H144ZM152 124H154V125H152ZM242 124H239V125H242ZM249 124V123H248ZM132 125V124H131ZM160 125H162L161 123H160ZM163 125H162V127H163ZM165 125H167L168 126V123H166ZM244 125L242 126V127H244ZM258 125V124H257ZM153 126V127H152ZM252 126L254 127V125L253 124H251V128H252ZM56 127V126H55ZM133 127V126H132ZM131 127V128H132ZM150 127V128H149ZM238 127H240V126H238ZM238 127L236 128L237 130H238ZM262 127V126H261ZM53 128V127H52ZM141 128V127H140ZM158 128H157V130H158ZM205 128V127H204ZM208 128V127H207ZM233 128H231V130L233 129ZM245 128V127H244ZM256 128V130L259 128L260 129V124H259V126L258 127H255ZM255 128H253V129H255ZM263 128V127H262ZM54 129V128H53ZM137 129H135L134 128V130L136 131L135 133H138L137 131H140V130H137ZM141 130V132L142 131H145V130ZM163 129V128H162ZM197 129H199L197 132L198 133H200V128H199V126H197ZM229 129V128H228ZM227 129V130H228ZM258 129V132H260V131H262L261 129L259 130ZM132 130H133V128H132ZM134 130H133V133H134ZM160 130H161V128H160ZM206 130V129H205ZM204 129H203V131H205ZM210 130V129H209ZM208 130V131H209ZM226 130V131H227ZM241 130H242V132H243V129L241 128ZM147 131V130H146ZM145 131V132H146ZM155 131H156V129H155ZM236 131V130H235ZM246 130L244 129V133H246L247 134V132H245ZM250 131V130H249ZM152 134H153V132H154V129H153V132L152 131H150ZM150 132H146L145 133V139H146V137H147V135H148V137L147 138H149V136L151 135L150 134ZM160 132V131H159ZM232 132V131H231ZM143 133V132H142ZM156 133H158L157 131L152 135V136H154ZM160 133H162V130H161V132ZM159 133V134H160ZM224 133V132H223ZM233 133V132H232ZM244 133H242L241 134V137L242 136H244L243 134ZM250 133V135H251V133H253V132H249ZM255 133V132H254ZM262 133V132H261ZM260 133V134H261ZM140 134V133H139ZM159 134H157V136H156V138L157 139H159V138H161V137H159L160 135ZM201 134V133H200ZM234 134H236L237 135V133L235 132ZM234 134L232 135V137H234ZM246 134H245V136H246ZM255 134H257V132L255 133ZM255 134H252L253 136L255 135ZM258 135V136H260V137H263V135H264V132H263V135L261 136V135ZM142 135V134H141ZM159 135V136H158ZM202 135V134H201ZM200 135V136H201ZM231 135V134H230ZM229 135V136H230ZM236 135H235V138H236ZM239 135V134H238ZM237 135V136H238ZM249 135V134H248ZM247 135V136H248ZM249 135V136H250ZM251 135V136H252ZM137 136H138V134H137ZM151 136V137H152ZM223 136V135H222ZM228 136V135H227ZM228 136V137H229ZM247 136L246 137H244V138H242L243 139V141L244 140H247V139H245V138H247ZM248 136V137H249ZM256 136V135H255ZM140 137V136H139ZM155 137V136H154ZM153 137V138H154ZM159 137V138H158ZM260 137H257V139L259 140V138ZM144 138H142V143L144 142L143 141V139ZM152 138V139H153ZM156 138H154L155 140H156ZM238 138H240V136H238ZM253 138V137H252ZM264 138V137H263ZM150 139V138H149ZM153 139V140H154ZM202 139V138H201ZM228 139V138H227ZM234 139V138H233ZM241 139V138H240ZM239 139V140H240ZM242 139H241V141H242ZM254 139V141L256 140L255 139V137L253 138ZM261 139V138H260ZM138 140H140L139 138H138ZM147 141H149L148 139H146ZM154 140V141H155ZM160 140V139H159ZM223 140V139H222ZM226 140V138L224 139V141ZM230 140V139H229ZM231 140H232V138H231ZM230 140V141H231ZM236 140V139H235ZM238 140V139H237ZM237 140H236V143H237ZM248 140H251V138H248ZM246 141L248 144H249V141ZM257 140V141H258ZM261 140H263V139H261ZM141 141H139V142H141ZM147 141H145V142H147ZM157 141V140H156ZM191 141V140H190ZM204 141V140H203ZM224 141H222L223 143H224ZM242 141V142H243ZM251 141H253V140H251ZM256 141V142H257ZM137 142V141H136ZM158 142V141H157ZM197 142V141H196ZM201 142H202V140H201ZM226 142V141H225ZM227 142H229L228 140H227ZM245 142V141H244ZM244 142H243V144H244ZM245 142V144H247ZM256 142H252V143H256ZM262 142H264V140L262 141ZM138 143V142H137ZM148 144L147 145H150L151 144V142H147ZM203 143V142H202ZM231 143V142H230ZM260 143V146H264V143L262 144L261 142H259ZM139 144V143H138ZM137 144V145H138ZM152 144H153V141H152ZM155 144V143H154ZM204 144V143H203ZM233 144H235L234 143V141H232V145ZM239 144V145H238ZM243 144H241L240 143V141H239V143H237V145H233V146H236V149H237V146H239L238 148V151L240 150V145H242L243 147H244V145ZM250 144H251V142H250ZM250 144H249V146H250ZM262 144V145H261ZM143 145H145V150L146 149H148L149 151H150V149L152 150V152H153V147L152 148H149V146H148V148H146V144L144 143ZM143 145H142V150H143ZM253 145V144H252ZM256 144H254V146H255ZM138 146H141L140 144L138 145ZM249 146H247V147H249ZM252 147L253 149L255 148H257V146L256 147ZM258 146H259V144H258ZM156 147V146H155ZM229 147V146H228ZM243 147H241V148H243ZM246 147V146H245ZM243 148V149H246L247 150V148ZM250 149V148H248L249 150H253V149ZM262 147H258V149L260 150ZM139 149H140V147H139ZM226 149V148H225ZM231 149H233V150H236L234 147L233 148H231ZM257 149V150H258ZM264 149V148H263ZM261 150V151H263V154H264V150ZM145 150H144V152H145ZM256 150V151H257ZM258 150V151H259ZM147 151V150H146ZM156 151H157V147H156ZM155 151V149H154V152H156ZM241 151H242V154H243V150L241 149ZM245 151V150H244ZM153 152V153H154ZM228 152V151H227ZM240 152V151H239ZM253 152H255L254 150H253ZM232 155L231 156H234V155H236L235 153H234V151H232ZM241 153V152H240ZM245 153V152H244ZM248 153V152H247ZM251 152L249 151V158L251 157V161H252V163L254 164V166L256 165H260L261 164V162H259L258 164L256 163H254V157L253 156H251V154H250ZM259 153V152H258ZM150 154H151V151H150ZM157 156H158V153H155ZM242 154H240V155H242ZM256 154V156H257V153L255 152L254 153V155ZM260 154H261V152H260ZM260 154H258V157H256L255 158V161L257 160V158H260V160L264 163V158H263V154H262V158L263 159H261V156H259ZM144 155H146L147 156V153L145 154L144 153ZM152 155H154V154H152ZM152 155H150L151 157H152ZM155 155V156H156ZM239 154H238V158H239V156H240ZM244 155V154H243ZM246 156H247V154H245ZM244 155V157H246ZM253 155V154H252ZM143 156V155H142ZM145 156V157H146ZM149 156V155H148ZM226 156V155H225ZM144 157V156H143ZM150 157V158H151ZM229 157H230V155H229ZM236 159H237V161H238V158L236 157V156H234ZM252 157H253V160H252ZM149 158V159H150ZM153 158H155V157H153ZM157 158V157H156ZM155 158V159H156ZM234 158V159H235ZM247 158V157H246ZM144 159V158H143ZM231 159H232V157H231ZM241 159H242V163H244V161H245V159L243 160V157H241ZM142 160V159H141ZM151 160V159H150ZM260 160H257V161H260ZM144 161V160H143ZM147 161V160H146ZM152 161H153V159L151 160V161H149L150 163H151V166H152ZM256 161V162H257ZM246 162V161H245ZM247 162L249 163L250 162V159H249V161L247 160ZM246 162V163H247ZM238 163V162H237ZM236 163V165L238 166V164L240 165L241 163L239 162L238 164ZM245 163V164H246ZM262 163V164H263ZM144 164H145V162H144ZM147 164H148V162H147ZM252 164V165H253ZM149 165V164H148ZM154 165V164H153ZM234 165H235V163H234ZM247 165V164H246ZM251 165V163L249 164V167H251L250 166ZM150 166V165H149ZM235 167L236 169H237V171H238V168H239V170H243V169H245L246 168V166L243 164H241L240 165V167ZM241 166H245L244 168L243 167H241ZM255 166V167H256ZM242 168V169H241ZM248 168V167H247ZM258 168V169H257ZM261 168H264V167H261V165H260V169ZM147 169V168H146ZM249 169V168H248ZM251 169H252V167H251ZM260 169H259V166H257L256 168H253L252 170H256V171H259L260 172ZM152 170V169H151ZM150 170V171H151ZM246 171V170H245ZM244 171V172H245ZM249 171H251V170H249ZM255 171V172H256ZM263 171H264V169H263ZM262 171V172H263ZM149 172V171H148ZM241 172V171H240ZM259 172L257 173L258 175V177L259 176H261L260 174H262L261 172H260V174H259ZM151 173H152V171H151ZM159 173V172H158ZM251 173V172H250ZM254 173L252 172V175H253ZM264 174V173H263ZM251 176V175H250ZM256 176V177H257ZM255 177V179H257ZM262 177V176H261ZM260 177V178H261ZM264 177V176H263ZM262 177V178H263ZM260 179V180H262L263 182H264V180L263 179ZM259 179V178H258ZM252 180H254V178L252 177ZM255 181H257V180H254V182ZM261 181V182H262ZM130 183V182H129ZM256 183V182H255ZM257 183H259V181L257 182ZM130 186H132L131 185V183L128 185V187L127 188H125V190H127V192H130L131 190H130ZM124 188V187H123ZM125 192V191H124ZM130 194V193H129ZM126 196V195H125ZM128 197V196H127ZM136 197V196H135ZM130 198H131V204H132V206L131 207H133V208H135V206H136V204H137V199H135L134 198V196H132V195H130ZM137 200V201H136ZM132 209V208H131ZM134 210V209H133ZM138 210V209H137ZM131 211V210H130ZM141 211V210H140ZM132 212V211H131ZM135 211H133V213H134ZM141 213H143V212H141ZM93 214V213H92ZM131 214V213H130ZM135 214V213H134ZM139 214V213H138ZM132 215V214H131ZM130 215V216H131ZM137 215V214H136ZM141 215H143V214H140V216ZM145 215V214H144ZM135 216V215H134ZM133 215H132V217H134ZM132 217H130L131 218V220H132ZM145 217V216H144ZM142 217H140V219H141ZM102 219H104V218H102ZM134 219V218H133ZM138 219V218H137ZM134 221H136V219H134ZM139 222H140V220H138ZM132 222V221H131ZM130 222V223H131ZM138 222L136 221V223L135 224H137ZM140 224V223H139ZM148 224V223H147ZM146 224V226H148ZM143 225V224H142ZM130 226H131V224H130ZM162 226H163V228H165L166 229V227H165V222L163 221L162 222ZM161 226V227H162ZM135 225H134V228L133 229H135ZM138 227H140V225L138 226ZM145 227V226H144ZM149 227V226H148ZM132 228V227H131ZM140 228H142V227H140ZM146 228V227H145ZM144 228V229H145ZM150 228V227H149ZM162 230V228L160 229V231ZM90 231V230H89ZM130 231H131V229H130ZM141 231V230H140ZM145 231H147V230H145ZM159 231V232H160ZM162 231H164V229L162 230ZM161 231V232H162ZM139 232V231H138ZM138 232H137V234H138ZM151 232H153L152 230H150V232L148 231V233H151ZM132 233V232H131ZM135 232H133V234H134ZM144 233H146V232H144ZM142 234L141 235V232H140V234H138V235H141V236H143V235H145V234ZM147 233V234H148ZM154 233V232H153ZM153 233H151V235L153 234ZM156 233V232H155ZM164 233H166V231L164 232ZM90 233H88V235H89ZM146 234V235H147ZM161 234H163V233H161ZM85 235H87V234H85ZM135 235H136V233H135ZM146 235H145V237H146ZM156 235V234H155ZM165 235V234H164ZM169 234H167L166 233V237H168V238H170V236H168ZM90 237H87L88 238V240L87 239H85V240H87V242L88 241H90V243H92L93 242V239L91 238V235H89ZM132 236H134V235H132ZM131 236V237H132ZM157 236H158V234H157ZM161 236V235H160ZM163 236V235H162ZM136 239L138 238V237H136V236H134ZM133 237V238H134ZM149 237H150V235H149ZM86 238V237H85ZM154 238V237H153ZM152 238V239H153ZM139 239V238H138ZM137 239V241H140V239L138 240ZM141 239H144V238H141ZM146 239V238H145ZM150 238H148L147 239V241L149 240ZM154 239H156V238H154ZM133 240V239H132ZM164 240V239H163ZM145 241V240H144ZM146 241V244L150 241H152V240H149L148 242ZM154 241H156V240H154ZM133 242H135V241H133ZM149 242V243H150ZM158 241H156V243H157ZM161 242V241H160ZM181 242V241H180ZM179 241H177L176 243H175V245H177V243H180ZM130 243H132V242H130ZM140 243V242H139ZM135 244V243H134ZM141 244H142V242H141ZM145 244V245H146ZM150 244H153V243H150ZM150 244H148V246L147 247H149V245ZM154 244H155V242H154ZM153 244V245H154ZM158 244V243H157ZM162 244V243H161ZM181 244H183L182 242H181ZM139 245V244H138ZM137 245V247H139V248H136V250L137 251H139V255H140V250L144 247H142L141 249H140V246L141 245H139L138 246ZM153 245H151V246H153ZM179 245V244H178ZM177 245V246H178ZM184 245V244H183ZM183 245H181L182 246V248H180V249H178V253L175 255V258L173 259V261L175 262V264H180V263H182V262H186V261H188L190 258H189V254H188V252L187 251H185L186 249H184L185 247L183 246ZM135 246H136V244H135ZM151 246H150V248H151ZM156 246H158V245H156ZM180 246V247H181ZM132 247V246H131ZM154 247H155V245H154ZM153 247V248H154ZM165 247V246H164ZM184 247V248H183ZM145 248V251H146V247H144ZM153 248H151V249H153ZM165 248H167V247H165ZM140 249V250H139ZM151 249H150V252H151ZM158 249V248H157ZM161 249V248H160ZM175 249V247L173 248V250ZM90 250V249H89ZM135 250V251H136ZM131 251H134L133 249L131 250ZM144 250H142V252H143ZM154 252L156 251V248H154V250H153ZM166 251H167V249H166ZM141 252V254L142 255H140L141 257H143V260H145V259H148V261H149V259H150V257H151V255L150 254H148V256H149V258L147 257H144L143 255H147V254H144V253H142ZM148 253H149V250L147 251ZM146 252V253H147ZM90 253V252H89ZM89 253H87V255H86V257L83 259L84 260V263L86 264L87 262H89L90 260H89V256H88V254ZM167 253V252H166ZM84 254V253H83ZM133 254V253H132ZM151 254H153L152 252H151ZM156 254V253H155ZM136 255V254H135ZM139 255H137V256H139ZM157 255V254H156ZM160 255V256H159ZM159 258H157V256H155L157 259H159V262H160V264L161 263H164V259H165V254H164V252H160L159 253ZM207 255V254H206ZM206 255H204V254H202V258L205 260V262H207L208 263V260H209V262H212V261H214V260H212V256H210V257H212L211 258V260H210V257H209V259H208V257L206 256ZM83 256V255H82ZM133 256V255H132ZM17 257V256H16ZM92 257V256H91ZM235 257H237L236 255H235ZM234 257V258H235ZM138 258V257H137ZM145 258V259H144ZM232 258V260H234L233 259V256L231 257ZM13 259V258H12ZM92 259V258H91ZM98 259V258H97ZM132 260H133V258H131ZM139 259H142V258H139ZM157 259H156V261H157ZM214 259V258H213ZM171 260H172V258H171ZM236 260H238V258H236ZM11 261H13V260H11ZM18 261H19V259H18ZM154 261H155V258H154ZM239 261V260H238ZM237 261V262H238ZM134 262H135V260H134ZM138 262V261H137ZM136 262V263H137ZM151 262V261H150ZM158 262V261H157ZM158 262V263H159ZM166 262V261H165ZM80 263V262H79ZM92 263V262H91ZM140 263H144V262H142V260H140ZM148 264V262L146 261L144 264ZM215 263H216V260H215ZM215 263H213V264H215ZM218 263V262H217ZM234 263V262H233ZM16 264V263H15ZM19 264V263H18ZM93 264V263H92ZM150 264V263H149ZM152 264V263H151Z\"/></svg>", "mask_w": 264, "mask_h": 264}]
</instances>
